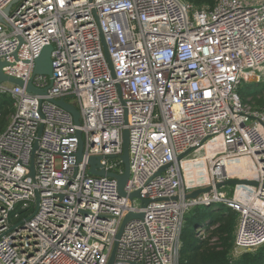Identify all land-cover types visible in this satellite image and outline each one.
I'll return each instance as SVG.
<instances>
[{
	"label": "built area",
	"instance_id": "obj_1",
	"mask_svg": "<svg viewBox=\"0 0 264 264\" xmlns=\"http://www.w3.org/2000/svg\"><path fill=\"white\" fill-rule=\"evenodd\" d=\"M14 1L0 0L2 72L45 94L0 84L13 109L0 131V264H108L115 245L112 264H179L195 206L237 215L231 261L264 245V107L237 94L264 80V0ZM45 47L50 78L33 75ZM61 99L79 126L51 102ZM124 131L122 197L88 163L121 175ZM229 181L239 184L216 189ZM129 213L143 217L117 239Z\"/></svg>",
	"mask_w": 264,
	"mask_h": 264
},
{
	"label": "trees",
	"instance_id": "obj_2",
	"mask_svg": "<svg viewBox=\"0 0 264 264\" xmlns=\"http://www.w3.org/2000/svg\"><path fill=\"white\" fill-rule=\"evenodd\" d=\"M196 7L212 6L213 0H185ZM262 100H256L257 105H263ZM5 106H10V99L0 96V117L6 112ZM210 207L193 208L185 217V225L181 234V250L179 264H264V245L253 252L242 253L231 261L233 248V234L235 229V214L222 207L217 212H212ZM222 210H224L222 212ZM208 221L214 229H205L207 235L204 239L196 237L192 229L202 228ZM193 226L194 228H192ZM216 239L215 243L209 241Z\"/></svg>",
	"mask_w": 264,
	"mask_h": 264
},
{
	"label": "water",
	"instance_id": "obj_3",
	"mask_svg": "<svg viewBox=\"0 0 264 264\" xmlns=\"http://www.w3.org/2000/svg\"><path fill=\"white\" fill-rule=\"evenodd\" d=\"M16 1L17 0H15L14 3ZM9 10H10V6L7 7L3 11V14L5 16H7L9 14ZM1 24H4L2 15H0V25ZM51 51H52L51 47H45L42 50V52L40 53L39 57L35 61L33 75H43V76H47L49 78L52 76V62H51V59H50ZM104 54H105L106 61H107L108 65H109V67L111 68V62H110L109 55H108L107 50H106L105 47H104ZM6 65H7L6 63L0 61V84L8 83V84L17 85V86H19L21 88L25 87L26 92L31 93V94H35V95H44L45 94L44 90H37L30 83L27 84L26 86H24V84L20 80L5 76L3 74V72H2V69ZM51 102L53 104H55L56 106L60 107L61 109H63L64 111L68 112L72 116L74 124L76 126L80 125V121H79L80 115H79L78 110L74 106H72L71 104H68L63 99H61V100H51ZM40 132H41V128L39 130L38 136L40 135ZM76 135H77V139H78V150H77V153H76V157H77L78 162H80L81 158H82L83 146H82V141H81V138H80V132H77ZM36 149H37V144L35 143L34 150H36ZM120 160H121L122 165H123V173L121 175L105 172L103 169L97 170V168H101L100 164H99V161H100L99 158H90L89 159V163L88 164H89L90 169H89L88 173L91 176L109 177V178L115 179L116 182H117L118 194H119V196L124 197L126 195L125 192H124V188L126 186V183L128 181V177H129L128 132L127 131H124L123 134H122V155L120 156ZM30 170H31V174L30 175L33 176V164L32 163H31ZM226 184L235 185V184H239V182H237V181H229V182H226V183L217 184L216 185V189H220L221 187H223ZM208 191H209L208 189L198 190V191H195V192L187 195L186 198L187 199H196L200 194L207 193ZM134 197H138V193L131 194L129 196V199L131 200ZM142 203L143 204H147V201L146 200H142ZM142 217H143L142 214H132V213L127 214L125 216L124 220H123V223L121 225L120 231H119V233H118L116 238L119 239V237H120V235L122 233V230H123V228H124L126 223H128L129 221H132V220L142 219ZM115 248H116V245H115ZM115 248H114V251L112 253L111 259H110L108 264H112L114 262Z\"/></svg>",
	"mask_w": 264,
	"mask_h": 264
},
{
	"label": "rangeland",
	"instance_id": "obj_4",
	"mask_svg": "<svg viewBox=\"0 0 264 264\" xmlns=\"http://www.w3.org/2000/svg\"><path fill=\"white\" fill-rule=\"evenodd\" d=\"M237 94L240 97V99L245 102L248 103L252 108H258L261 109L264 107V103L263 105H257L256 104V100H262L264 102V80L261 83H247V82H242L237 90ZM11 102V101H10ZM72 104H74L73 101H70ZM75 105V104H74ZM4 109L7 110V113L2 112L1 117H0V131H3L8 123V117L13 113V109L11 107V105L9 106H5V104L3 105ZM123 168V165L121 166ZM232 186L228 185L224 188V191H231ZM196 208H204L206 206H195ZM193 207V208H195ZM191 208L187 215L190 213V211L193 209ZM220 208L217 207H212L211 210L212 212H217ZM226 210V209H225ZM224 210H222L223 212ZM225 212V211H224ZM235 217L237 218V215H235ZM204 226H208L209 229L211 230V226L210 223L208 221H206L204 223ZM192 228H194L193 226H191ZM193 232H196V237L197 238H202L204 239L207 235L205 234L206 232L204 231L203 233L201 232V230H198L197 228L192 229ZM198 232V233H197ZM210 243L212 242L211 240L209 241Z\"/></svg>",
	"mask_w": 264,
	"mask_h": 264
},
{
	"label": "bare ground",
	"instance_id": "obj_5",
	"mask_svg": "<svg viewBox=\"0 0 264 264\" xmlns=\"http://www.w3.org/2000/svg\"><path fill=\"white\" fill-rule=\"evenodd\" d=\"M238 166H241L242 168L240 169L241 171V174L244 175V176H248V173L249 170H248V167H247V164H245L244 162H241V164H239ZM236 167V166H235ZM226 170L229 171V172H233L234 171V167H233V164H227L226 165ZM204 181H206V177H204V179H202ZM196 182H199V180H196Z\"/></svg>",
	"mask_w": 264,
	"mask_h": 264
}]
</instances>
